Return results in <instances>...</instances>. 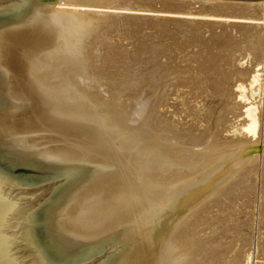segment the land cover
I'll list each match as a JSON object with an SVG mask.
<instances>
[{
	"label": "bare ground",
	"instance_id": "6f19581e",
	"mask_svg": "<svg viewBox=\"0 0 264 264\" xmlns=\"http://www.w3.org/2000/svg\"><path fill=\"white\" fill-rule=\"evenodd\" d=\"M151 1L222 13L231 8L247 20L257 19L252 9L264 6V0H15L0 8V264H193L192 245L201 246L193 233L185 243L197 229L192 220L234 185H250L248 171L264 158V124L259 133L257 105L246 97L243 80L234 85L242 121L227 131L234 138L220 143L194 137L190 125L156 127L161 96L155 85L145 79L148 87L138 86L135 95L134 86L129 94L137 67L127 69L133 77L107 86L109 75L118 74L114 69L104 80L98 48V55L90 50L94 43L101 42L108 60L104 71L127 60L119 46L99 37L112 21L107 10H136ZM186 22L178 20V28L188 30ZM251 59V65L260 62ZM146 66L145 77L153 72ZM114 85L131 92L117 93ZM18 167L32 174L16 175ZM43 183L50 191L40 201L33 184Z\"/></svg>",
	"mask_w": 264,
	"mask_h": 264
},
{
	"label": "rangeland",
	"instance_id": "374dc122",
	"mask_svg": "<svg viewBox=\"0 0 264 264\" xmlns=\"http://www.w3.org/2000/svg\"><path fill=\"white\" fill-rule=\"evenodd\" d=\"M12 1L15 0H0V8L7 7L10 3H13ZM159 3L156 1H153L152 5L151 3H143L137 8L133 6H136V4H132L131 6L136 10L126 7H114L107 10L112 21L105 30H100L102 34L99 37H103V39L106 37L110 43H108L109 47L113 45L119 46L120 57L123 56L124 60L127 59L125 60L127 63H125L126 65L128 64L126 66L123 62L122 64L124 65L116 67L118 71L112 67V69L109 67V70L104 71L105 62L108 60L105 59V55H102L101 42L94 43L96 47L94 48L93 45L90 50H93V54L98 55L95 53L96 48H98L99 55H102H100L101 58L99 55L96 56V59H101L105 63L103 64L102 62V72V68L99 66L101 61L97 62L102 73L107 71L103 76L105 77L104 80L107 78L106 75L110 74V71L114 69L117 72L116 74H118L115 75L113 71L109 75V81L105 80L108 81L107 86H109L108 83L111 85L110 82L113 80H121L126 75L132 76L134 73H138L137 75L139 76L142 73L141 79L137 76L138 80L137 78L133 80V82L137 81V84L134 82L137 86L131 84L133 87L131 85L128 87L130 89L135 86V90L130 89L132 92L129 89H119L115 85L111 88L114 91L122 90V93H126V90H129L128 93L131 92L129 94H133L134 90L135 95H138L136 93L139 92L138 89L140 87V90L148 87L147 85L144 86L142 82L146 79V83L155 85V93L161 96L159 98L160 101L155 97V100L161 103L160 107L158 103L155 104L159 109V115L156 116V127L163 126L168 122L174 128L190 125L194 129V137L197 136L203 139L212 137L215 138L216 142L220 143V140L226 137L234 138L233 134H231L232 132L230 130L229 132L227 131L228 129L232 130L234 124L237 125L242 121L236 117L240 107L243 105V101L239 100L238 97L240 91L237 89L239 84H244L246 86V97L257 105L256 112L260 117V125L264 124V6L254 7L252 9L253 16L257 19L247 20L244 16H237V13H234L235 10L232 11L233 9L231 8L226 10L227 14L211 6H202L204 9H200L196 8L197 4L195 6L190 3L175 5L167 3L160 5L162 3ZM161 10L163 12L171 11V14H162ZM252 10L249 11L250 14L248 11L247 13L252 15ZM159 11L162 13H159ZM181 12H188L190 16L184 17L180 15ZM161 17L174 21L166 25L162 23ZM145 20L150 21V23L144 24L143 21ZM178 20H186L185 24L190 25V29H179ZM249 29L251 30L250 32ZM135 30L140 33L137 34ZM142 34L145 36L143 37ZM140 36L144 39L142 40ZM99 37L96 39L102 41L103 39ZM255 50L258 52L255 53ZM258 53L262 54L259 55ZM256 55L258 56L257 58H260V62L257 61L258 63L251 65V60H253L251 58L257 59L255 58ZM147 64L148 67H152L153 72L145 77L146 75L144 74V76L143 73H147ZM107 67L106 65L105 69ZM134 67L137 68L135 69ZM140 68H144V71ZM127 69L133 70V74ZM155 69L160 70L157 71ZM139 71L142 72L139 73ZM241 76L247 79L253 78L254 84L251 85L248 80L241 79ZM239 79L244 82L239 83ZM236 83H238V86L235 85ZM234 85L238 88L236 89ZM175 86H178L177 89ZM119 92L121 93V91L117 93ZM140 96L141 99L145 100V93H140ZM151 98L154 100L153 95ZM178 108L180 110H177ZM162 113L166 115L165 121H160L163 119ZM167 113L174 115L169 117ZM261 127L263 125L260 126L259 133H261ZM259 140H261V134H259ZM216 144L214 145L217 146L218 144ZM262 159L264 158L260 157L257 160L258 164L256 163V166L248 171L252 178L249 180L251 181L250 185L245 190L242 186L240 188L238 185L236 187L234 185L230 189L231 192L227 191L230 192L229 194L226 193L225 197H220L221 200L217 199L219 201L218 203L214 202L216 205L213 203L214 207L213 205L210 206L213 208H208L207 213L204 211L203 214L197 215V218H194L196 221L192 220L194 221L193 223L196 222L195 226L197 227L195 228L197 229L194 228L195 230L185 237V243L192 241V239L189 240L187 238L193 233L195 235L194 239H197L195 240L196 244L201 246V249L197 250L195 244L192 245L190 255L196 258H190V260H193V264H264L262 263L264 262V160ZM14 172L16 175L19 173L32 174L30 169L24 167H18ZM250 175L248 178L251 177ZM33 185L37 186L35 194L38 195V200L43 201L44 198L46 199L50 191V184ZM32 187L34 188L35 186ZM199 217H202V223H200L201 219Z\"/></svg>",
	"mask_w": 264,
	"mask_h": 264
}]
</instances>
